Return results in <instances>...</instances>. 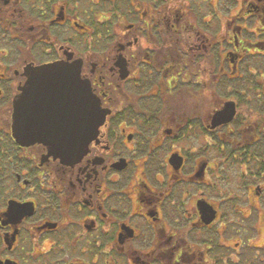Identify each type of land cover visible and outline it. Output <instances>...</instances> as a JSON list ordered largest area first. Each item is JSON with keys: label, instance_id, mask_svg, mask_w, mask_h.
I'll use <instances>...</instances> for the list:
<instances>
[{"label": "flooded vegetation", "instance_id": "flooded-vegetation-1", "mask_svg": "<svg viewBox=\"0 0 264 264\" xmlns=\"http://www.w3.org/2000/svg\"><path fill=\"white\" fill-rule=\"evenodd\" d=\"M0 264H264V0H0Z\"/></svg>", "mask_w": 264, "mask_h": 264}, {"label": "water", "instance_id": "water-1", "mask_svg": "<svg viewBox=\"0 0 264 264\" xmlns=\"http://www.w3.org/2000/svg\"><path fill=\"white\" fill-rule=\"evenodd\" d=\"M89 88L86 89L87 91V135H86V142H88L93 134L95 133L96 128L98 125L102 122L103 117L101 116L99 111V106L97 104V101H94L95 99L92 97ZM13 127L15 131V118L13 119Z\"/></svg>", "mask_w": 264, "mask_h": 264}]
</instances>
